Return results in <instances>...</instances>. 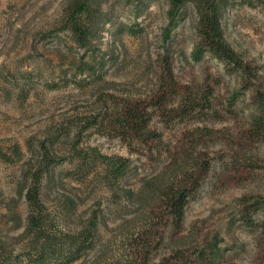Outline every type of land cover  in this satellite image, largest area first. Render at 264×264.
I'll list each match as a JSON object with an SVG mask.
<instances>
[{"label":"rangeland","instance_id":"1","mask_svg":"<svg viewBox=\"0 0 264 264\" xmlns=\"http://www.w3.org/2000/svg\"><path fill=\"white\" fill-rule=\"evenodd\" d=\"M73 3L0 0V264H32L20 185L45 152L56 225L75 232L101 217L94 246L71 264H184L179 251L189 264H264L262 5L232 0L222 18L244 73L212 55L195 61L190 4L174 27L169 0H107L86 51L66 28ZM101 155L128 160L123 177ZM189 157L203 165L183 176L185 161L172 160ZM176 173L188 190L179 227L156 188L141 192Z\"/></svg>","mask_w":264,"mask_h":264},{"label":"trees","instance_id":"2","mask_svg":"<svg viewBox=\"0 0 264 264\" xmlns=\"http://www.w3.org/2000/svg\"><path fill=\"white\" fill-rule=\"evenodd\" d=\"M107 0H74L73 6L68 11L66 28L69 30L72 40L80 48L86 51L93 50V41L99 38L105 15L102 5ZM142 2V0H134ZM232 0H169L170 11L173 15L174 27L179 23L177 18L181 17L184 8L188 4L192 5L197 14V36L198 42L193 51L195 61H200L206 55L215 56L218 60L232 69H239L247 73V67L240 55L228 44L225 38L222 18L227 9L228 2ZM257 2L264 8V0H242ZM92 70L95 72L93 67ZM264 132V124L256 122V132ZM108 163L112 175L119 179L123 177L129 166L128 160L124 158H112L108 156L100 157ZM183 160L186 167L182 175H188L191 168L203 165L201 157H189L188 159H174L172 166L178 169L179 162ZM52 159L48 152L39 162L37 167L29 166L23 172V184L20 185V194L24 197L27 206L26 225L22 237L27 239L28 252L26 258L32 264H71L80 259L94 246L98 235L101 217L99 211H93L83 222L80 229L75 232L64 231L51 218L50 213L43 201L42 180L48 173ZM178 165V166H177ZM157 182V183H156ZM181 178L179 173L170 177L167 182H160V176L145 182L141 192L148 188L160 192L157 204H165L169 212L170 220L175 226H180L187 204L188 190L180 188ZM156 191V192H157ZM145 204L146 199H143ZM164 221V217L159 218ZM168 220V219H167ZM179 261L189 264L184 251H179ZM1 264H21L17 259L13 261L11 257H3ZM180 262V263H181ZM178 263V261H177ZM164 264H169V260H164ZM179 264V263H178Z\"/></svg>","mask_w":264,"mask_h":264}]
</instances>
